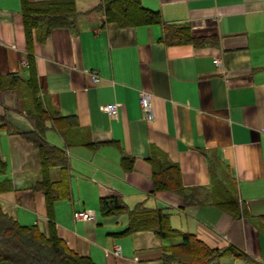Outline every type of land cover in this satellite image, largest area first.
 I'll list each match as a JSON object with an SVG mask.
<instances>
[{
	"label": "crops",
	"instance_id": "1",
	"mask_svg": "<svg viewBox=\"0 0 264 264\" xmlns=\"http://www.w3.org/2000/svg\"><path fill=\"white\" fill-rule=\"evenodd\" d=\"M99 1L75 0L76 8L85 12ZM140 1L162 22L119 26L90 12L79 15L75 29L57 27L34 39L44 106L77 122L63 135L48 121L45 133L69 157L71 197L54 202L57 233L98 264H166L165 248L181 237L121 233L128 215L100 211L102 197L117 196L130 208H164L175 228L211 247L231 242L252 258L228 255L208 264H264V0ZM166 24L188 25L201 44L163 41ZM28 55L21 0H0V73L28 78ZM141 89L152 92L151 120L140 106ZM110 102L119 104L114 115L102 109ZM29 106L24 85L0 89V112L19 130L33 129ZM158 152L178 164L184 186L196 187V203L185 206L170 190L153 192L149 158ZM122 155L134 157L131 170ZM0 158V183H10L0 189L1 209L47 233L45 195L32 187L41 178L37 149L0 130ZM50 175L58 179L59 168ZM228 195L249 214L234 218L215 204ZM81 209L96 219L75 220Z\"/></svg>",
	"mask_w": 264,
	"mask_h": 264
},
{
	"label": "trees",
	"instance_id": "2",
	"mask_svg": "<svg viewBox=\"0 0 264 264\" xmlns=\"http://www.w3.org/2000/svg\"><path fill=\"white\" fill-rule=\"evenodd\" d=\"M92 11L102 13L104 23L114 22L119 26L162 22L160 12L145 7L140 0H100L85 12L77 10L75 0H21V16L29 54V76L23 78L20 74L12 72L5 78L0 73V89L18 88L19 85L27 88L30 106L26 113L33 123V129H17L7 119L6 114L0 112V130L19 134L38 151L41 178L32 187L45 195L48 232H43L36 223H20L0 207V264H98L71 248L56 230L54 202L60 198L71 197L70 169L65 148L49 142L45 137L49 128L47 122L51 121L50 127L63 135L67 134L70 127L77 126V122L73 117L50 112L44 106L39 95L32 47L35 37L46 39L51 30L57 27L75 29L79 15ZM162 39L168 43L202 42L200 38L192 36L188 25L166 24ZM99 144L87 143L92 148ZM158 153L149 158L152 164L153 192L170 190L183 198L185 206L196 203V187L184 186L178 164L169 161L162 152ZM121 164L125 170H131L134 157L122 155ZM4 166L5 161L0 158V169ZM52 167L59 168V178L56 180L50 175ZM4 184L5 181L0 183V189L10 186L9 181ZM215 204L234 218L249 214L247 207L233 195L223 197L215 201ZM100 211L104 215L126 213L128 225L121 232L123 234L149 229L160 238L181 237L178 243L165 248L163 260L166 264H208L228 255L252 260L247 252L231 242L221 247H211L195 234L175 228L170 223L169 212L164 208H151L142 203L130 208L117 196H107L100 199Z\"/></svg>",
	"mask_w": 264,
	"mask_h": 264
},
{
	"label": "built area",
	"instance_id": "3",
	"mask_svg": "<svg viewBox=\"0 0 264 264\" xmlns=\"http://www.w3.org/2000/svg\"><path fill=\"white\" fill-rule=\"evenodd\" d=\"M215 63L219 64V59H214ZM92 78L94 81L99 80V76L96 73H92ZM139 102L141 109L143 111V115L147 120H151L154 118L153 104H152V92L146 89H141L139 92ZM119 104L117 102H110L102 105V109L107 113L114 115L118 110ZM73 217L75 220H88L93 221L96 219V214L91 210L81 209L74 210ZM121 248L120 246H116L114 249L115 254H120Z\"/></svg>",
	"mask_w": 264,
	"mask_h": 264
},
{
	"label": "rangeland",
	"instance_id": "4",
	"mask_svg": "<svg viewBox=\"0 0 264 264\" xmlns=\"http://www.w3.org/2000/svg\"><path fill=\"white\" fill-rule=\"evenodd\" d=\"M92 12H95V11H92Z\"/></svg>",
	"mask_w": 264,
	"mask_h": 264
}]
</instances>
